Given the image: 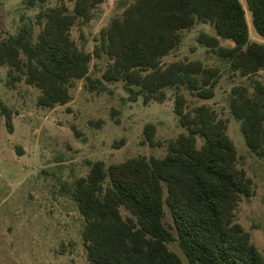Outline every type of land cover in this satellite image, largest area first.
<instances>
[{
    "label": "trees",
    "instance_id": "trees-1",
    "mask_svg": "<svg viewBox=\"0 0 264 264\" xmlns=\"http://www.w3.org/2000/svg\"><path fill=\"white\" fill-rule=\"evenodd\" d=\"M245 1L256 32L264 38V0ZM103 2L75 0L73 10L66 4L48 7L37 15L38 34L27 23L17 35L4 37L0 32L6 85L14 88L25 82L36 87L43 108L70 103L71 88L81 80L101 92L108 84L123 82L129 101L143 98L145 104L163 103L168 91L175 92L174 112L187 133L165 143L157 139L155 124L144 130L145 143L166 146L164 157L111 165L92 162L89 174L67 188L85 221L83 240L90 264H184L170 249L175 241L191 264H264V253L236 219L240 203L254 196L255 187L239 167L228 123L207 104L191 109L182 92L198 100L214 99L221 70L201 60L163 63L182 43L183 31L204 23L216 35L202 33L199 43L227 61L232 71L257 76L264 70V43L251 40L243 1L134 0L101 31L91 53L78 46L72 30L90 22ZM222 39L232 46H223ZM94 57L109 59L100 78L90 75ZM230 107L251 152L264 157V83L254 78L251 86H235ZM0 113L13 133V110L1 98ZM166 205L177 235L166 224Z\"/></svg>",
    "mask_w": 264,
    "mask_h": 264
},
{
    "label": "rangeland",
    "instance_id": "rangeland-1",
    "mask_svg": "<svg viewBox=\"0 0 264 264\" xmlns=\"http://www.w3.org/2000/svg\"><path fill=\"white\" fill-rule=\"evenodd\" d=\"M134 0H104L93 10V19L79 23L72 36L79 47L93 52L96 39L112 20L122 16ZM250 25L251 40L263 42L253 26V15L242 0ZM66 4L71 10L75 0H51L30 6L28 0H0V32L17 35L25 23L41 30L37 15L48 7ZM202 33L216 35L210 24L197 23L182 32L179 47L164 58L165 65L178 60H201L217 67L222 77L211 100H198L182 90L190 108L207 104L228 123V133L239 153V167L253 179L255 194L244 198L236 213L237 221L252 236L264 253V157L249 149L241 122L230 107L235 86H251L252 79L264 83V70L252 78L231 70L227 61L199 43ZM223 46H232L221 40ZM109 64L106 57H94L90 75L100 78ZM7 68L0 67V98L13 110L14 131L0 113V264H90L83 240L84 218L67 188L90 172V163L107 165L138 157H164L166 146L152 147L144 142L147 124L157 126V139L167 143L187 130L174 112L175 92L168 99L145 104L143 98L129 101L123 82L108 84L106 91H92L86 80L71 88L70 103L54 109L38 105L41 91L25 82L8 87ZM253 90V89H251ZM200 145L202 141L200 140ZM167 195V193H166ZM166 224L177 235L170 209L166 205ZM124 215L128 213L123 210ZM170 249L184 264H191L177 241Z\"/></svg>",
    "mask_w": 264,
    "mask_h": 264
}]
</instances>
